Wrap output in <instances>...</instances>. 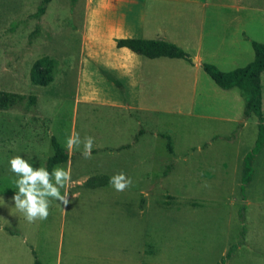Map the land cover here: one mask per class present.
I'll return each mask as SVG.
<instances>
[{
  "label": "rangeland",
  "instance_id": "obj_1",
  "mask_svg": "<svg viewBox=\"0 0 264 264\" xmlns=\"http://www.w3.org/2000/svg\"><path fill=\"white\" fill-rule=\"evenodd\" d=\"M133 1L121 3L125 14L128 8H160L149 37L165 40L167 31L189 55L201 53L205 63L223 71L255 58L252 41L264 44V0ZM41 2L0 0V91L27 98L0 109V264H35L36 258L42 264H264V149L242 192L244 159L256 145L258 120L245 117L240 90L220 88L185 59H161L152 83L136 89L106 67L112 32L103 0H96V8H87L89 0H52L36 19ZM204 2L224 8L225 16L207 14L199 4ZM229 18L246 20L250 42L241 46L243 60L218 65L197 37L202 22ZM37 26L40 34L31 43ZM43 57L55 62L54 81L46 87L30 79ZM261 80L264 111V73ZM73 132L82 143L69 152ZM88 136L94 145L86 159ZM52 137L70 156L59 165L71 169L70 202L65 207L50 198L47 219L29 223L15 208L18 177L9 160L20 155L34 169L47 167ZM119 172L132 180L123 192L85 185L91 177Z\"/></svg>",
  "mask_w": 264,
  "mask_h": 264
},
{
  "label": "trees",
  "instance_id": "obj_2",
  "mask_svg": "<svg viewBox=\"0 0 264 264\" xmlns=\"http://www.w3.org/2000/svg\"><path fill=\"white\" fill-rule=\"evenodd\" d=\"M52 0H42L37 12L33 15L36 19H41L47 11L48 5ZM72 4H76L79 0H71ZM40 27L37 26L35 31L30 35V42L32 43L40 34ZM119 48L126 47L136 54L145 56L149 59H156L161 57H168L172 59H186L190 60V55L181 47L161 40H144L137 38H126L117 40ZM255 50V58L252 62L244 67L234 69L229 72L220 70L216 65L204 63L203 69L215 82L217 86L222 89L230 90L237 88L245 100V117H250L252 114L258 120V137L254 149L245 157L243 166V177L241 191L244 192L246 186L252 181L254 175L253 164L257 155L264 149V111H263V86L261 76L264 73V44L253 42ZM55 62L43 57L37 60L31 69L30 79L34 85L46 87L54 81ZM43 69L46 73L43 76L40 72ZM25 96H20L10 92L0 91V109L8 110L17 103L25 101ZM32 103H35V98L30 97ZM168 139V150L173 153V147L170 137ZM52 147L54 154L47 161V169L51 172L52 169L61 164H65L69 160L67 149L57 140L52 137ZM172 164L169 165V169ZM168 173L166 172V175ZM109 176H94L89 178L85 185L88 188L97 189L110 185ZM241 218L244 219V209L241 210ZM246 229L242 230V235H245ZM232 247L228 253L229 255L234 251ZM35 264H42L36 258Z\"/></svg>",
  "mask_w": 264,
  "mask_h": 264
},
{
  "label": "crops",
  "instance_id": "obj_3",
  "mask_svg": "<svg viewBox=\"0 0 264 264\" xmlns=\"http://www.w3.org/2000/svg\"><path fill=\"white\" fill-rule=\"evenodd\" d=\"M146 1H147L146 4H149L151 2V0H146ZM162 1H167V0H162ZM241 1L242 0H237L238 4ZM103 2H104L103 8L105 10V13H107L105 24H107V26L110 28L112 32L110 38L112 40V42L110 43V51L106 53V59H107L106 67L111 71H117L119 75L126 78L124 81H128V85L132 87H136V89L137 87L144 86V84H151L152 77L154 76L152 69L158 68V64H160L161 59H168V60H176V59H172L168 57L149 59L145 56H141L139 54L134 53L133 51H131L126 47L119 48L117 46V40L126 39V38H136L135 37L137 36L136 34H139L137 39L161 40V41L168 40L166 42L175 44L177 46L179 44H182L183 42L174 40L173 39L174 35L170 36V33L166 35L167 31H163L164 35L162 34L163 36H165L164 37L166 38L165 40L154 39L148 36V34L152 33L151 26L155 25L154 19L156 17V14L159 12L160 8L155 9L152 8L151 6H146L145 8H142L141 12L138 10V8H128L127 13L125 14L122 11L123 7L121 6V3L126 2L128 4H133L135 3V1L103 0ZM168 2H170V0ZM191 2L193 1L186 0V3H191ZM199 4H202L205 7L202 9L207 14L210 13V11H212V14L216 13V15L220 16V18L222 17V15H224V13L223 14L221 13L223 12L224 8H214V9L207 8V4L205 2ZM87 8H96V0H89ZM241 10L242 8H238V12H240ZM245 21L246 20H239V19L231 20V18H229L227 20L220 19L217 21L211 20L210 22H205V21L202 22L205 24L202 33H199L197 37L199 46L201 47L202 45H204V42L206 41V44L210 46L209 58H212V60L218 65H219L218 62H221L224 59L230 60V62L234 61V63L243 60L241 58L244 55L245 50L241 46H245L247 45V43L250 42L248 41L249 39L245 31L246 28L245 27L243 28ZM205 27L208 28V32L206 34L204 33ZM88 28H89V36L91 37V35L93 36L94 28L89 27V25ZM90 31H91V35H90ZM95 41H98L96 37H95ZM253 42L256 41L251 42L252 47H253ZM230 54L232 57L230 56ZM193 56L190 55V60L187 61H189V63L192 65L193 64L196 65L198 68L200 67L203 68V64L205 63V60L204 57H202L201 53L198 54L196 53ZM192 59L198 62L196 63L192 61ZM224 72H229V71H224ZM112 83H114V85L118 87L124 84L123 81H112Z\"/></svg>",
  "mask_w": 264,
  "mask_h": 264
},
{
  "label": "clouds",
  "instance_id": "obj_4",
  "mask_svg": "<svg viewBox=\"0 0 264 264\" xmlns=\"http://www.w3.org/2000/svg\"><path fill=\"white\" fill-rule=\"evenodd\" d=\"M82 143L78 133L73 132L66 141L69 152L74 146ZM84 158H90L94 138L85 137L83 140ZM10 170L16 174L15 181L18 191L13 197L15 208L22 213L29 223L37 219L44 220L49 216L51 199L60 201L65 207L69 204L68 186L72 183L71 169H65L59 165L50 172L46 166L34 169L33 166L20 155H14L9 160ZM110 185L118 192H123L132 184V180L124 172L113 175L109 181ZM64 189V194H61Z\"/></svg>",
  "mask_w": 264,
  "mask_h": 264
}]
</instances>
